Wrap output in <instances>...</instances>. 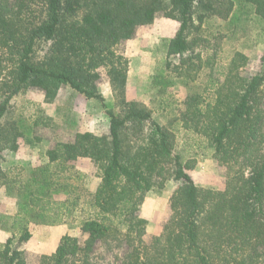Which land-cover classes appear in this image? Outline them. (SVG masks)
I'll use <instances>...</instances> for the list:
<instances>
[{
    "label": "trees",
    "instance_id": "trees-1",
    "mask_svg": "<svg viewBox=\"0 0 264 264\" xmlns=\"http://www.w3.org/2000/svg\"><path fill=\"white\" fill-rule=\"evenodd\" d=\"M244 2L264 20V0ZM233 5L232 0H0V157L4 149L15 150L22 135L14 123L3 121L10 99L21 90L39 88L52 101L65 84L97 99L109 117L107 134L77 132L73 140L46 149L48 163L59 169L85 157L100 171L90 199L95 216L83 221L84 237L64 234L37 263L27 262L8 238L0 264H101L92 252L98 243L110 242L127 247L117 264H264V68L248 78L234 75L233 83L226 77L207 106L197 95L184 100L181 126L207 136L214 158L230 170L224 187L214 189L194 182L187 172L192 166L172 154L171 132L144 104L125 97L128 59L116 51L138 26L161 14L179 22L166 47L167 57L179 56V64L167 61L166 67L178 74L189 71L194 47L205 41L203 22L211 15L228 17ZM101 68L118 114L106 107L98 89ZM166 164L172 165L170 171ZM10 171L0 167V185L8 190L17 183ZM53 175L43 165L18 183L27 221L60 220L67 199H50L57 183ZM169 179L178 184L169 195L167 217L146 243L147 219L139 207L146 192L163 188ZM30 236L24 222L17 240Z\"/></svg>",
    "mask_w": 264,
    "mask_h": 264
},
{
    "label": "rangeland",
    "instance_id": "rangeland-1",
    "mask_svg": "<svg viewBox=\"0 0 264 264\" xmlns=\"http://www.w3.org/2000/svg\"><path fill=\"white\" fill-rule=\"evenodd\" d=\"M232 2L234 5L228 17L211 15L203 22L200 35L205 41L194 47L191 53L194 66L189 71L178 74L172 67H166L167 61L171 65L179 64V56L166 55L168 40L176 33L179 22L161 14L151 23L138 26L131 39L116 46V51L128 59L125 97L144 104L153 119L171 132L172 154L180 155L183 163L192 166L187 172L194 182L214 189L224 187L230 170L214 158L208 137L183 128L180 116L188 95L199 96L203 106H207L215 101L226 77H232L233 83L234 75L248 78L264 68V20L255 16L244 0ZM99 71L98 89L106 107L118 114L120 107L106 71L103 68ZM2 99L0 94V101ZM261 106L264 108V88ZM3 121L14 123L22 135L17 138L15 150L1 151L0 167L11 169L9 174L15 176L17 183L9 190L0 185V252L10 238L11 246L21 250L27 262L37 263L43 255H50L55 250L64 234L84 237L81 225L85 219L95 216L90 199L100 182V171L89 158L71 160L62 170L48 163L46 149L56 141L73 140L77 132L107 134L109 117L97 99L88 98L63 84L52 101H46L39 88L21 90L10 99ZM35 135L39 137L37 141ZM43 165H48L54 172L53 178L57 182L49 190L50 199H67L60 220L53 224H46L45 216L38 222L27 221L29 213L25 199L17 191L18 183L26 181L32 169ZM166 168L170 171L172 165L166 164ZM177 184L176 180L169 179L163 188H153L145 193L138 213L147 219L143 236L146 243L161 231L168 214L169 195ZM52 212L57 213L54 209ZM24 222L31 236L27 241L19 242L17 239ZM110 243L95 246L94 261L101 264L120 261L127 247L123 243Z\"/></svg>",
    "mask_w": 264,
    "mask_h": 264
}]
</instances>
